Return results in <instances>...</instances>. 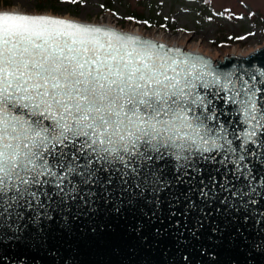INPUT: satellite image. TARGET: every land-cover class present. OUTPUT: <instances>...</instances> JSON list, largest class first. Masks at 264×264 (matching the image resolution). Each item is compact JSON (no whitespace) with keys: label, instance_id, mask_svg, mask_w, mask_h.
Returning a JSON list of instances; mask_svg holds the SVG:
<instances>
[{"label":"snow or ice","instance_id":"6c2138e0","mask_svg":"<svg viewBox=\"0 0 264 264\" xmlns=\"http://www.w3.org/2000/svg\"><path fill=\"white\" fill-rule=\"evenodd\" d=\"M261 167L264 68L0 11V243L41 250L84 218L187 221L215 205L247 222Z\"/></svg>","mask_w":264,"mask_h":264},{"label":"water","instance_id":"95a60500","mask_svg":"<svg viewBox=\"0 0 264 264\" xmlns=\"http://www.w3.org/2000/svg\"><path fill=\"white\" fill-rule=\"evenodd\" d=\"M73 21L115 28L180 48L225 69L240 65L264 68V45L246 55L231 54L215 60L114 26ZM218 208L219 205L212 206L211 210L205 209L206 214L197 213L187 221L183 216L167 218L166 212L162 222L152 223L127 214L84 218L67 232L53 230L45 249H29L7 241L0 243V264H264V247L255 246L257 242L264 244V198L254 206L255 211L247 222L240 219L239 213L226 214ZM197 217L201 219V227L195 224ZM258 219L260 224L256 223ZM157 228L161 230L159 235Z\"/></svg>","mask_w":264,"mask_h":264},{"label":"rangeland","instance_id":"374dc122","mask_svg":"<svg viewBox=\"0 0 264 264\" xmlns=\"http://www.w3.org/2000/svg\"><path fill=\"white\" fill-rule=\"evenodd\" d=\"M39 4V0L0 1V10L109 24L215 60L246 55L264 45V0H78L75 4L46 0L42 9ZM132 11L142 16L134 18Z\"/></svg>","mask_w":264,"mask_h":264},{"label":"trees","instance_id":"16d2710c","mask_svg":"<svg viewBox=\"0 0 264 264\" xmlns=\"http://www.w3.org/2000/svg\"><path fill=\"white\" fill-rule=\"evenodd\" d=\"M0 1H3L5 4L6 3H9V0H0ZM46 0H39V9H42L43 7H44V2H45ZM132 13V16L134 17V18H138L139 16H142V14L141 13H138V12H135V11H132L131 12Z\"/></svg>","mask_w":264,"mask_h":264},{"label":"bare ground","instance_id":"6f19581e","mask_svg":"<svg viewBox=\"0 0 264 264\" xmlns=\"http://www.w3.org/2000/svg\"><path fill=\"white\" fill-rule=\"evenodd\" d=\"M10 11H13V10H10ZM17 11V10H16ZM50 15V14H49ZM64 18H67V19H73V20H78V19H76L75 17H72V16H69V15H67V16H64ZM80 21V20H79ZM152 38V37H151ZM194 52H197V53H201V52H199V51H194ZM202 54H204V53H202ZM208 56V55H207Z\"/></svg>","mask_w":264,"mask_h":264}]
</instances>
